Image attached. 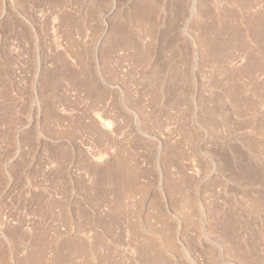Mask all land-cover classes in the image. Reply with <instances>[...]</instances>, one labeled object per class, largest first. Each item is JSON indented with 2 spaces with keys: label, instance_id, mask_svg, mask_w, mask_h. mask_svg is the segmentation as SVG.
I'll use <instances>...</instances> for the list:
<instances>
[{
  "label": "rangeland",
  "instance_id": "rangeland-1",
  "mask_svg": "<svg viewBox=\"0 0 264 264\" xmlns=\"http://www.w3.org/2000/svg\"><path fill=\"white\" fill-rule=\"evenodd\" d=\"M0 264H264V0H0Z\"/></svg>",
  "mask_w": 264,
  "mask_h": 264
},
{
  "label": "bare ground",
  "instance_id": "bare-ground-1",
  "mask_svg": "<svg viewBox=\"0 0 264 264\" xmlns=\"http://www.w3.org/2000/svg\"><path fill=\"white\" fill-rule=\"evenodd\" d=\"M126 43H127V42H126ZM126 43H125V44H126ZM128 43H129V42H128ZM125 44H124V46H125ZM128 45H129V44H127V46H128ZM129 46H130V45H129ZM125 47H126V46H125Z\"/></svg>",
  "mask_w": 264,
  "mask_h": 264
}]
</instances>
